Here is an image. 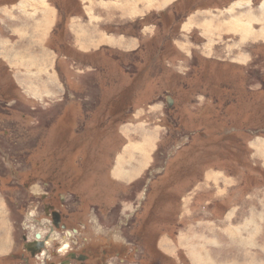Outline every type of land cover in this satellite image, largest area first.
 I'll return each mask as SVG.
<instances>
[{
  "label": "rangeland",
  "instance_id": "1",
  "mask_svg": "<svg viewBox=\"0 0 264 264\" xmlns=\"http://www.w3.org/2000/svg\"><path fill=\"white\" fill-rule=\"evenodd\" d=\"M117 2L0 0V264L44 234L46 206L127 264H264V156L247 146L264 137V0ZM41 9L54 22L23 48L13 19ZM35 55L46 87L19 68Z\"/></svg>",
  "mask_w": 264,
  "mask_h": 264
},
{
  "label": "flooded vegetation",
  "instance_id": "2",
  "mask_svg": "<svg viewBox=\"0 0 264 264\" xmlns=\"http://www.w3.org/2000/svg\"><path fill=\"white\" fill-rule=\"evenodd\" d=\"M45 215L48 219L44 221L46 227L42 231H45L44 234L35 232L32 238H23L22 251L11 256L12 260L19 262L16 264H127L123 253L127 250L126 247L117 248L116 255L111 256L107 251L113 249L112 245H96L101 249L96 251L90 249L89 244H75L78 243L76 236L80 235L77 230H67L61 215L54 211L52 206L45 207ZM58 229L63 231L64 237L59 234ZM70 242H73L77 249H74ZM131 251L134 252L135 258L138 251L135 249ZM146 256L144 255L143 262L148 259ZM109 257L111 262L108 261Z\"/></svg>",
  "mask_w": 264,
  "mask_h": 264
},
{
  "label": "crops",
  "instance_id": "3",
  "mask_svg": "<svg viewBox=\"0 0 264 264\" xmlns=\"http://www.w3.org/2000/svg\"><path fill=\"white\" fill-rule=\"evenodd\" d=\"M122 2V0H118V2ZM126 4L125 7H121L120 8V11L121 12H125V13H128L127 11H134L136 14L138 13V11H142L141 8H139L137 6V8L135 7L136 1H133V0H123ZM229 1V5H231V8L233 5H236V4H242V3H245V6H246V3L250 2L252 3L253 1L255 0H228ZM117 2V3H118ZM132 3V5H131ZM221 5V4H219ZM5 5H3L4 7ZM22 5L19 4V8L18 11H21V15L22 12H25L27 17L29 14L31 13H28L27 11H23V9L21 8ZM241 6H239L240 8ZM119 9V7L117 8V10ZM157 7H154L153 9L151 7L147 8L146 11H151V10H156ZM33 10H36V9H33ZM42 10V15H41V19L40 20H37L36 22H33L30 26L27 22L29 21H26L24 20L23 18H20V19H13V22H17L19 24H21V26L19 25L20 27V35L22 36V38L24 39V43H23V48L26 47V48H33L32 47V44L35 45L36 43H40L42 42L41 39L44 38V33H46L47 31H49L50 29V25L52 24V18L54 17V11L53 10H44V9H41ZM263 10V9H262ZM32 11V10H31ZM23 15V17H24ZM35 18V16L33 17ZM24 21V24H22V22ZM54 22V21H53ZM87 30H88V27H86L84 29V32H82V34H75L74 36L75 37V41L76 40H85L86 39V42L84 44V48L86 49L85 46H88V43L90 42V37H89V41H88V33H87ZM29 32H32L33 35H27ZM78 36V37H77ZM25 38H27V40H25ZM83 46V45H82ZM35 47V46H34ZM40 56V55H39ZM21 60V64L19 65V68L23 67L25 69H29L31 68L30 66L33 64H35V69L34 70L33 68L29 69L27 72L29 73H35L37 74L38 76H40V79H39V85L42 84L44 87H46V78H45V65H44V62L43 60H45V58H38V56H34V57H29V58H20ZM38 67V68H37ZM27 72H24V73H27ZM30 78L32 80H34L31 76ZM51 78L55 79L56 77L54 76V74L50 75V81H51ZM146 141L147 143L149 144L150 146V141H151V138L150 139H145L143 140L142 142H138L137 144H131L129 143V145H127V149L130 150V151H134V147L136 145H140L139 146V150L142 148V150L145 151L146 147H148L146 144ZM152 142V141H151ZM249 142V143H248ZM247 142V146L252 150V156H258V155H261V156H264V137L261 139L259 137H253L251 140H249ZM131 162L133 161L131 158L129 159ZM263 161V160H262ZM262 161H260L262 163ZM121 162H125V160L121 159ZM264 162V161H263ZM122 163V164H123ZM143 163V162H142ZM262 176L264 177V172L262 174Z\"/></svg>",
  "mask_w": 264,
  "mask_h": 264
},
{
  "label": "water",
  "instance_id": "4",
  "mask_svg": "<svg viewBox=\"0 0 264 264\" xmlns=\"http://www.w3.org/2000/svg\"><path fill=\"white\" fill-rule=\"evenodd\" d=\"M169 103H171V101H169ZM37 237H38V235H37Z\"/></svg>",
  "mask_w": 264,
  "mask_h": 264
},
{
  "label": "bare ground",
  "instance_id": "5",
  "mask_svg": "<svg viewBox=\"0 0 264 264\" xmlns=\"http://www.w3.org/2000/svg\"><path fill=\"white\" fill-rule=\"evenodd\" d=\"M70 234V233H69ZM51 239H53V238H51Z\"/></svg>",
  "mask_w": 264,
  "mask_h": 264
}]
</instances>
